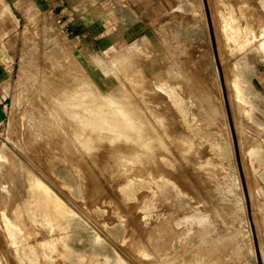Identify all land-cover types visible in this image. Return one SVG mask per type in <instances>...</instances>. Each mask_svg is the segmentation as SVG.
Instances as JSON below:
<instances>
[{
	"label": "rangeland",
	"instance_id": "obj_1",
	"mask_svg": "<svg viewBox=\"0 0 264 264\" xmlns=\"http://www.w3.org/2000/svg\"><path fill=\"white\" fill-rule=\"evenodd\" d=\"M62 8L22 16L17 56L0 89V169L21 162L26 173L48 178L66 212L53 211L50 225L46 213L38 215L45 227L38 240L51 235L55 254L34 249L26 225L15 262L264 264V51L260 41L240 48L251 32L264 37V0H67ZM65 68L82 74L88 94L113 112L104 111L112 113L109 124L96 121L102 131L95 120L89 124L91 114L86 126L92 130L77 135V126L70 127L74 161L44 156L41 166L25 152L28 118L42 98L45 111L60 105L46 91ZM79 164L81 175L73 170ZM131 182L132 195L125 191ZM11 239L7 249L15 251Z\"/></svg>",
	"mask_w": 264,
	"mask_h": 264
},
{
	"label": "bare ground",
	"instance_id": "obj_2",
	"mask_svg": "<svg viewBox=\"0 0 264 264\" xmlns=\"http://www.w3.org/2000/svg\"><path fill=\"white\" fill-rule=\"evenodd\" d=\"M232 29H233V27H232ZM238 29H235V30L236 31H239ZM238 35H240V32H236V36H238ZM241 43H243V42H240V44ZM59 71L55 72L54 73L55 75H53L54 78H51V80H49L50 81V89L48 91H46V92L49 94V96H56L57 99L60 101V105H56V104L54 106L52 105L53 106V108H51L52 111H49V110L45 111V110H43L42 108H40L38 106L40 100H41L40 101V105H41V102H42V99H43L42 98L37 103L34 104L33 112L29 115V118H28V121H29L28 124H29V126H28V130H27V134L25 136L27 138V143H26L27 144V148H25V152H26V155L29 158L28 161L29 162L30 161L31 162H34L35 164L45 163V161L43 162L42 160H46V159L48 160L50 157H58V156H59V158L64 157V158L67 159V160L64 159L63 161H68L70 158H72V160L74 158V160H75V156L74 155H76L78 153H76V154L74 153L77 150L74 151L75 147L72 146V144H73L72 138L69 137L70 136L69 132L72 129L70 127L77 126L76 127V130H75V128H73V129L75 130V133L78 132V133H76L77 135L78 134L80 135V133H83L84 127H88V128L90 127V129L92 128V126H86L88 124V122H86L88 120V118L90 119V118L93 117V119H91V121H89V120L88 121H89V124H90V122H92V120H95V122L93 123V126L97 129L98 127L102 128L103 127L102 125H104L103 122H105L103 120H106L107 119L106 121H108V116H110V114H112V113H110L109 110L112 111L113 109L110 108V107H108V106H106V104L104 103L103 100H101L98 96H96L93 93L88 94L89 91H88V88H86V85H87L86 81H87V79H85V77L82 78L83 77L82 74L75 73V71L74 72L73 71H70L67 68H65L64 70H62V72L61 71L59 72ZM84 79H85V81H84ZM89 90H90V88H89ZM151 95H152V93H151ZM49 98H47V99H49ZM46 101H44V102H46ZM50 103L53 104L51 101L49 102V104ZM42 105H44V103H42ZM52 106L49 105L48 107H52ZM106 107L109 108V110H108L109 111L108 112L109 115L106 114L107 112L106 113L104 112L107 109ZM44 109H45V107H44ZM47 109H50V108H47ZM51 114L52 115L53 114L55 115V116H53V117H55L54 119L52 118V115ZM90 114H91L92 117L90 116ZM99 119H101L103 122L99 123L100 122ZM70 120H72L74 123L72 121L70 123L69 122ZM111 120L113 121V117H111ZM96 121H99V122H96ZM58 124L61 125V127L59 126L61 129H59L57 127ZM108 124H109V121H108ZM126 124H127V122H126ZM99 125H101V126H99ZM97 130H95V131L98 132ZM102 130H103V128L100 129V131H102ZM95 131L93 130L92 133L95 132ZM71 132H73V130ZM86 132H84V133H86ZM75 133L73 132V134H75ZM108 133H111V132H108ZM108 133L105 136H108ZM88 134H90V133H88ZM81 135H83V134H81ZM72 136L73 135H71V137ZM85 136L86 135L83 136L84 138L82 137L83 140H85ZM87 137L88 136H86V138ZM92 137H94V136L92 135ZM79 138H81V137H78L77 139H79ZM77 139L75 141H77ZM115 139H116V136H115ZM103 140L104 139L102 137V139L100 141L103 142ZM98 141H99V139H98ZM123 141H124V139H123ZM111 142L114 143L113 141H111ZM81 143H85L86 144V141L85 142H82L81 141ZM116 143L118 144L119 142L116 141ZM155 143H159V140H158V142H155ZM92 144L93 143H91V144L89 143V145H92ZM100 144L101 143H98V145L97 144L96 145L94 144L95 146H92V147L95 148L96 146H99ZM103 144H104V142H103ZM120 145H122V144H120ZM115 146H113V147H115ZM134 146H136V145H134ZM134 146L133 145L131 146L132 147L131 150L133 149ZM158 146L160 147L161 145L159 144ZM88 147H90V146H88ZM159 147L157 149L155 147V151L158 150L160 152L161 149ZM101 149H103V147ZM119 149H121V148H119ZM96 150L95 149L94 150H91V152L92 151L95 152ZM139 150L138 151L136 150V152H137L138 155H136V153L134 154L135 159H136V157L139 156ZM134 151H132V152H134ZM158 151H156V152H158ZM22 152H23V150H22ZM118 152L120 153V151H118ZM82 153H84V152H82ZM140 153H143V152L140 151ZM92 154H94V153H92ZM92 154H91V156H93ZM160 154H161V152H160ZM131 155H133V153H131ZM44 156H46L47 158L45 157L46 158L45 159ZM79 156H80V154H79ZM94 156H95V154H94ZM96 156L99 158V155H96ZM97 157H94V159L96 158V160H97ZM139 157L141 158V154H140ZM139 157L137 159L138 161H139ZM149 157H150V155H149ZM149 157H147V161L149 159L151 160V158H149ZM124 158H125V156H124ZM126 158H128V156H126ZM126 158H125V161H128V160H126ZM1 159L2 160H5V161L8 160L7 159L6 152L2 154ZM77 159H78V155H77ZM81 159H82V157H81ZM94 159H92V160H94ZM133 159H134V157H133ZM92 160H90V161H92ZM120 160H121V158L118 159V162ZM79 161L80 160L78 159L77 164L80 163ZM94 162H95V160H94ZM94 162H92V163L95 166V164L97 163V161H96V163H94ZM121 162L123 163V159L121 160ZM46 163H47V161H46ZM48 163H50V162H48ZM122 163H120V165H123ZM149 163L150 162L148 161V164ZM19 164L21 165V162ZM73 164H75V163H73ZM124 164H125V165H123L124 166V169H127L128 167L127 168L125 167L127 163H124ZM144 164L142 163L140 165V167L143 166L144 168H146L145 169L146 170L145 172H147V171L149 172V169L147 167H145ZM20 165L15 164V163H11L10 165H7L6 169H4V168H3L4 170L3 169H0V186L5 191L4 193L0 194V225H1L0 227L3 226L2 228L6 231V232H3L2 231L3 229H1L0 232L2 231L3 233L6 234L7 231H8L10 233V235L8 233H7L8 235L7 234L6 235H1L0 234V248H1V250H0V255H1V257H0V264H18L17 262H15V259H14L15 257H13L12 255H14L16 252H19V247L20 246L23 247L22 238L24 237V234L25 233H28V232H26L27 231L26 225L28 227L30 226L32 228V230H33V236H34V239H35L34 249L36 248L37 250H41V253H43V255H47V257L49 258V250L52 251V248L55 247L54 245L57 244V242L56 241H55L56 243L53 242L54 245L52 244V242H48L50 240L49 237H48L49 234L48 235L46 234L47 235L46 237L48 238V240L43 241L42 243H40L42 239L40 241L38 239H39V236H42L43 235V234L41 235V233H43V231H44L43 229H45V227L44 228H41V225L43 224L42 223L43 221L41 219H39L38 215L40 213L41 214L42 213H44V214L46 213L47 216L45 215L44 220L47 221L45 223H47L48 225H50L49 222H50L51 219L49 220V218H50V214H51V216H53L52 215V212L53 211H55L57 209V212L62 213L63 215L66 214V212H63L60 209V207H59L60 203H59L58 200H56V198H55L56 196L54 197V195H53L54 192L52 193L53 190L51 191L50 185H48L45 182L48 178H46V180H44V178L41 180L39 177L37 178L36 177L37 175H34V173L31 174L30 173L31 172L30 170H28V171H30L29 173H26L24 171V167L21 168ZM114 165L116 167V164H114ZM1 166H2V164H1ZM34 166H36V165H34ZM41 166H42V164H41ZM44 166L45 165H43V167ZM46 166H48V165H46ZM97 166H99V164ZM103 166H105V165H103ZM123 166L119 167V163H118V167L120 168V170H121V168ZM118 167H116V168L119 169ZM38 168H41V167H38ZM45 168H48V167H45ZM99 168H101V167L99 166ZM113 168L111 170H114ZM43 170H45V169H43ZM73 170H75V173L80 174L81 173V170H83V169H82V166L79 164V165H76V167ZM129 170H131V169H129ZM129 170H126V171H129ZM132 170H134V169H132ZM134 171H132V172L134 173ZM137 171L140 172V168ZM151 173H154V171H152ZM35 174H37V173H35ZM82 174H84V171H83ZM147 174H149V173H147ZM149 175L151 176L152 174H149ZM150 176H148V177H150ZM48 177H49V175H48ZM159 177L161 178V176H159ZM151 178H154L153 175L150 177V179ZM155 178H157V177H155ZM160 178H159V180H160ZM162 179L160 180V182L162 181ZM163 181H164V179H163ZM133 183H132V185L129 184L128 187L125 185L126 188H127V190H125L126 188L123 189V190H125L127 194H130V193L135 194L134 193V190L136 191V188L134 187L135 185H133ZM93 185L95 186L94 180H93ZM160 185H161V183H160ZM162 185H164V183H162ZM136 186H138V185H136ZM132 194H130V195H132ZM54 202H55V204H54ZM53 205H54V207H53ZM44 214H43V216H44ZM24 228H26V229H24ZM51 229H50V231H51ZM64 229H66V228H64ZM41 230H43V231H41ZM47 230H48V228H47ZM44 233H46V232H44ZM44 235L42 237H44ZM49 236H51V235H49ZM5 238H6V240H5ZM11 238H13V241L12 242L15 244L14 246H16V248L14 249L15 251H12V250L9 251L7 249V246L9 244L7 242L8 241L7 239L12 240ZM45 238H43V239H45ZM57 240H60V239H57ZM10 244H11V242H10ZM52 245H53V247H52ZM56 247H58V246H56ZM55 251H56V249L53 250L52 252L54 253ZM13 252H15V253L12 254ZM16 256H17V254H16ZM52 256H53V254L51 255V257ZM53 257L56 258V260H58L57 257H59V255H55ZM43 259H45V258H43ZM54 260H53V263H54ZM46 261H47V258H46ZM57 264H60V262H58Z\"/></svg>",
	"mask_w": 264,
	"mask_h": 264
},
{
	"label": "crops",
	"instance_id": "obj_3",
	"mask_svg": "<svg viewBox=\"0 0 264 264\" xmlns=\"http://www.w3.org/2000/svg\"><path fill=\"white\" fill-rule=\"evenodd\" d=\"M67 0H0V89L10 73V68L16 59L19 44V29L22 23V16L26 13H35L39 10H65L63 5ZM9 12L12 16L7 17L3 12ZM248 46H256L255 43L260 41L257 46L264 51V37H260L251 32L247 36ZM4 106L0 97V118L4 114ZM260 182L264 188V165L260 170Z\"/></svg>",
	"mask_w": 264,
	"mask_h": 264
},
{
	"label": "water",
	"instance_id": "obj_4",
	"mask_svg": "<svg viewBox=\"0 0 264 264\" xmlns=\"http://www.w3.org/2000/svg\"><path fill=\"white\" fill-rule=\"evenodd\" d=\"M235 146H236V155H237V160H238V165H239V168H240V171H241V176L243 178V169H242V166H241V162H240V155H239V150H238V147H237V142L235 141ZM243 180V185H244V190H245V195H246V200H247V207L249 209V212L251 213V205L249 203V199H248V193H247V187H246V184H245V181L244 179Z\"/></svg>",
	"mask_w": 264,
	"mask_h": 264
}]
</instances>
